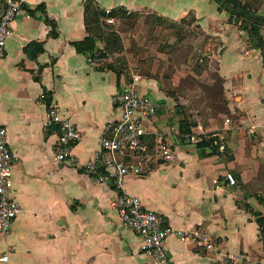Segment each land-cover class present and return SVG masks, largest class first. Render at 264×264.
<instances>
[{
    "label": "crops",
    "instance_id": "0c3cea01",
    "mask_svg": "<svg viewBox=\"0 0 264 264\" xmlns=\"http://www.w3.org/2000/svg\"><path fill=\"white\" fill-rule=\"evenodd\" d=\"M87 1L25 0L0 60V122L19 156L12 181L13 197L22 207L10 233L0 235V259L9 250V261L0 264H153L140 252L138 235L112 207L117 189L95 183L83 169L99 149L106 125L120 118L114 98L128 83L124 72L118 74L107 67L111 63L96 58L101 41L94 58L73 46L90 36ZM92 1L107 13L123 8L171 23L192 16V24L222 45L213 54L218 56L221 98L232 119L205 125L199 118L171 113L169 109L188 101L173 97L170 90L175 89L142 77L141 92L159 105L147 129L170 148L172 160L154 159L143 176L129 175L126 190L174 231L200 228L216 244L207 251L173 234L167 241L171 264H264V238L257 224L264 218V204L249 192L264 187L257 183L264 174L260 53L248 50L246 32L213 0ZM42 9L56 24V37ZM151 86L157 88L156 100ZM52 105L82 132L73 151L76 165L54 161L58 131L44 126ZM205 139L215 140L216 152L198 148ZM227 173L237 185L229 184Z\"/></svg>",
    "mask_w": 264,
    "mask_h": 264
},
{
    "label": "built area",
    "instance_id": "2783aa9c",
    "mask_svg": "<svg viewBox=\"0 0 264 264\" xmlns=\"http://www.w3.org/2000/svg\"><path fill=\"white\" fill-rule=\"evenodd\" d=\"M24 6L25 0H0V60L12 36L13 22ZM107 21L112 23L114 20ZM141 80L140 75L134 74L125 88L115 96L114 104L121 112L120 118L106 125L99 140V149L83 169L95 183L110 184L117 189L118 196L112 207L122 224L140 238V252L150 258L153 264H171L167 241L173 234H177L182 242L192 241L207 251H214L216 244L200 228L174 231L163 216L144 209L141 199L126 190L129 175L143 176L150 170L154 159L172 160L171 150L162 140H156L154 149L146 142L150 137L146 123L157 115L159 105L141 92ZM44 126L58 131L54 161L76 165L78 159L73 151L82 132L69 118L63 116L56 105L49 107ZM18 160V154L10 148L8 130L0 122V235L10 233L14 220L22 212L21 205L13 197L12 177ZM226 179L230 185H236L232 173H227ZM0 261H9V250L3 253Z\"/></svg>",
    "mask_w": 264,
    "mask_h": 264
},
{
    "label": "rangeland",
    "instance_id": "374dc122",
    "mask_svg": "<svg viewBox=\"0 0 264 264\" xmlns=\"http://www.w3.org/2000/svg\"><path fill=\"white\" fill-rule=\"evenodd\" d=\"M241 1H248L255 10L264 12V0ZM183 23L173 25L159 22L155 15L145 13L133 18L114 19L112 23L105 19L103 30L118 35L121 50L115 53L105 51V43H101L102 48L98 50L96 58L101 63H112L121 68L128 79L136 74L146 79H155L167 89H175L170 90V94L177 100L188 103H179L177 107L169 109V112L199 118L204 124L212 120L226 123L232 116L221 98L223 91L218 73V56L213 54V51L218 54L222 45L203 33L195 23L191 24L192 16L187 18L185 23L188 24ZM246 35L248 50L260 53L253 48L247 32ZM149 90L155 93L152 97L157 98L156 86L149 87ZM160 109L164 110L163 107ZM261 177L258 184L264 182L263 173ZM249 192L256 196L258 203L264 204L262 184L256 189L251 188Z\"/></svg>",
    "mask_w": 264,
    "mask_h": 264
},
{
    "label": "trees",
    "instance_id": "16d2710c",
    "mask_svg": "<svg viewBox=\"0 0 264 264\" xmlns=\"http://www.w3.org/2000/svg\"><path fill=\"white\" fill-rule=\"evenodd\" d=\"M218 5V10L220 12H226L230 16V21H235L234 23L239 26V28L243 31H246L250 42L253 45L254 49L260 51V55L262 58V65L264 68V12L260 13L258 10H255L251 4L247 2H243L241 0H213ZM38 7V9H40ZM43 14L45 16V22L50 25L53 29L51 36L56 37V24L49 19L47 16L45 9H42ZM85 15H86V24L87 30L90 34L88 38H86L82 42L74 43L73 46L76 48L78 53L82 54H91L94 58V51L96 49V43L101 41L105 43V51L110 50L111 52H119L121 50V45L118 35L115 33H107L103 30L102 26L105 19H120V18H133L138 16L139 14L130 13L123 8L114 9L111 12L107 13L102 10L99 6L94 4L92 0H88L85 4ZM159 22H168L167 20L156 17ZM195 18H192V21H195ZM187 19L182 20L185 23ZM181 22V23H182ZM171 23V22H168ZM173 25H177L179 23H172ZM192 24V23H191ZM99 56V55H98ZM107 67L111 70H116L118 74L123 73L124 71L121 68H117L115 65L108 64ZM118 69V70H117ZM125 73V72H124ZM128 79V78H127ZM130 79H128V82ZM188 132V131H186ZM156 138L154 136L149 137L146 142L150 146L151 149L155 148ZM214 139H205L198 143V148L202 151L205 150L206 147H210L214 152H216V146L214 145ZM202 156L205 154L202 153ZM206 156V155H205ZM257 224L259 226L260 235L262 239L264 238V218L259 217L257 219Z\"/></svg>",
    "mask_w": 264,
    "mask_h": 264
}]
</instances>
